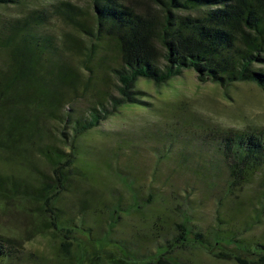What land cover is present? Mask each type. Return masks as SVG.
<instances>
[{"label":"trees","instance_id":"trees-1","mask_svg":"<svg viewBox=\"0 0 264 264\" xmlns=\"http://www.w3.org/2000/svg\"><path fill=\"white\" fill-rule=\"evenodd\" d=\"M40 1L0 0V7L35 3L24 13L0 17V47L9 52L7 68L0 69V101H19L9 90L31 70L28 41L43 43L48 84L56 79L48 94L43 133L26 130L18 139L26 145L22 152L27 158L34 153L43 167L29 160V181L0 171V202L17 199L31 205L22 207L25 225L20 234L0 232V264H125L122 258L103 255L89 228L76 222L87 211L93 218L100 212L97 196H87L80 188L90 170L77 163L79 138L120 107L137 106L142 100L139 79L159 86L190 70L200 83L226 88L242 82L264 92V0H88L89 9L69 0ZM53 17L71 29L59 40L47 30ZM64 51L77 55V61L67 59ZM107 75L114 78L113 88L106 86ZM83 80L85 93L90 91L88 102L84 113H71L67 104L81 94ZM7 116L28 121L16 111H7ZM14 134L10 128L0 129L7 138ZM199 141L214 156L206 159L211 163L203 175L222 176L235 211L250 212L232 224L217 215L216 237L229 250L215 256L236 264H264V233H248L264 223V127L208 125L200 128ZM0 148L9 145L0 141ZM254 179L257 188L251 190ZM73 190L76 205L70 208L65 199ZM120 206L115 203L110 217H118L115 208ZM175 226L177 239L184 240L183 225ZM76 227L85 229L87 240L73 253L71 247L78 246L72 235ZM34 237L51 242L48 257L26 249L25 243ZM140 264L168 262L160 255Z\"/></svg>","mask_w":264,"mask_h":264},{"label":"rangeland","instance_id":"rangeland-1","mask_svg":"<svg viewBox=\"0 0 264 264\" xmlns=\"http://www.w3.org/2000/svg\"><path fill=\"white\" fill-rule=\"evenodd\" d=\"M69 1L89 9L88 0ZM32 5L35 3L0 7V17L24 13ZM47 28L57 40L71 32L57 17L51 18ZM27 46L31 48V70L9 90L19 101L17 104L0 101V129L4 132L10 128L15 133L9 138L0 135V141L9 145L7 150L0 148V171L29 181L30 161L39 168L43 165L34 153L27 158V152H22L26 145L18 139L25 136L26 130L43 133L48 94L56 79L48 84L43 43L32 40ZM8 55L7 48L0 47L1 70L7 68ZM64 55L71 62L78 59L68 51ZM107 77V88H113L114 78ZM86 86L83 80L78 88L81 94L67 104L71 113H84L90 95V91L85 93ZM136 87L142 97L137 106L120 107L77 142V163L91 171L80 188L87 191V196L88 193L97 196L100 210L97 218L87 211L76 220L77 224L89 228L103 255L122 258L125 264H140L160 255L168 264H236L215 256L218 251L229 250L216 237V217H228L232 224L241 222L250 212L235 211L227 198L222 176L213 177L211 172L203 175V171L207 172L206 165L211 163L206 159L214 156L200 143V128L264 127V92L242 82L226 88L200 83L190 70H183L159 86L139 79ZM7 111L26 114L28 121L21 118L11 121ZM257 182L252 180L251 190L257 188ZM76 194L73 190L65 199L70 208H75ZM115 203L121 205L115 208L116 219L110 217ZM29 206L17 199L1 203L0 232L20 234L25 225L22 207L25 210ZM176 224L183 225L184 240L177 239ZM84 230L74 228L72 235L78 246L71 247L73 253L87 240ZM194 233H199L202 240ZM248 233L261 235L264 223L252 227ZM47 241L45 237H34L25 247L48 257L51 242ZM101 264L112 263L104 260Z\"/></svg>","mask_w":264,"mask_h":264}]
</instances>
